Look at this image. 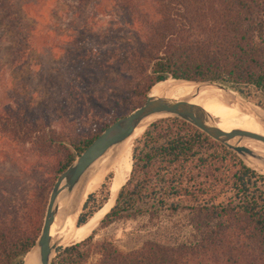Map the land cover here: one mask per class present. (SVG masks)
<instances>
[{
  "label": "trees",
  "instance_id": "trees-1",
  "mask_svg": "<svg viewBox=\"0 0 264 264\" xmlns=\"http://www.w3.org/2000/svg\"><path fill=\"white\" fill-rule=\"evenodd\" d=\"M65 1L85 7L94 0ZM107 1L134 44L76 56L79 73L68 82L73 103H61V122L21 105L0 108V137L26 148L51 182L169 79L217 83L264 110V0ZM2 22L20 40L15 63V53L27 55L30 38L9 13ZM100 82L97 96L85 95ZM107 101L116 105L110 109ZM111 178L87 197L77 226L107 202ZM45 193L46 186L25 194L0 218V264H24L40 233ZM121 221L138 222L124 249L112 238L95 241L93 230L58 247L51 264H264V175L191 124L159 119L136 139L130 174L100 229Z\"/></svg>",
  "mask_w": 264,
  "mask_h": 264
},
{
  "label": "rangeland",
  "instance_id": "rangeland-1",
  "mask_svg": "<svg viewBox=\"0 0 264 264\" xmlns=\"http://www.w3.org/2000/svg\"><path fill=\"white\" fill-rule=\"evenodd\" d=\"M5 13H9L20 31L30 38L27 55L18 58V54L15 53L17 57L15 63L12 49L18 45L20 40L15 39V31L10 23L2 22ZM18 18L21 19L20 22ZM123 43L133 45L134 39L123 23L120 11L107 0H94L85 7L65 0H0V108L6 106L17 108L21 105L26 107L34 117L40 116L52 122L53 125H58L61 122L59 113L61 103L65 105L73 103L68 96V82L79 73L77 68L72 66L78 62L76 56L80 53L98 55L103 50ZM18 49L21 47L18 46L15 51ZM104 85V82H100L92 85L93 87L85 88V95L88 93V96L90 94L97 96ZM155 87L151 89L152 94ZM242 99L261 111V108H257L251 101ZM106 105L112 109L116 104L107 101ZM142 133L133 141L131 154L136 139ZM241 160L259 174L264 175V169L252 165L254 160ZM36 161V157L31 155L26 148L18 147L10 140L0 137V218L10 215L13 205H16L25 194H33L46 186L45 196L47 197L43 207L42 227L51 189L56 180L51 182V175L45 167H35ZM95 172L96 168L93 172L94 176ZM110 173L112 172L103 173L102 179H98L90 193L83 195V199L77 206L75 204L73 208L71 207L76 196L74 193L62 199L64 201L59 209L66 208L69 211L68 209L71 208L69 215L76 211L78 217L86 198L100 190ZM116 195L111 194L109 185L107 202L92 216L99 214V217L93 221L83 236L75 233L80 227L75 224V231L64 233L63 239L54 237L58 246L65 247L80 242L95 230V241L103 237L112 238L116 245L124 249L128 243L127 234L133 231L138 222L121 221L100 229V221L113 206ZM63 212L67 215L65 210Z\"/></svg>",
  "mask_w": 264,
  "mask_h": 264
},
{
  "label": "water",
  "instance_id": "water-1",
  "mask_svg": "<svg viewBox=\"0 0 264 264\" xmlns=\"http://www.w3.org/2000/svg\"><path fill=\"white\" fill-rule=\"evenodd\" d=\"M185 82L214 86L227 92H233L217 83L194 81ZM153 115L162 116L158 119L169 117L181 119L205 133L214 141L221 143L241 159L248 161L256 160L264 166L263 156L242 145L247 142H259L264 145V136L241 130L225 133L213 124L212 118L208 113H206L200 107L192 105L188 100H173L165 97H151L149 94L144 104L105 128L91 142V144L57 177L51 189L40 233L35 241L34 246L30 250V252L33 249L36 250L35 260L37 264H51V261L55 256L56 249L59 247L54 241V237L51 236V227L59 213V203L62 201V199L76 193L72 204L76 202L79 204L81 199H78L80 198L82 189L91 174L92 166L109 150L117 148L119 145L129 139L140 123L147 117ZM83 205L81 207V211Z\"/></svg>",
  "mask_w": 264,
  "mask_h": 264
},
{
  "label": "bare ground",
  "instance_id": "bare-ground-1",
  "mask_svg": "<svg viewBox=\"0 0 264 264\" xmlns=\"http://www.w3.org/2000/svg\"><path fill=\"white\" fill-rule=\"evenodd\" d=\"M150 96L165 97L173 100H188L192 105L200 107L208 113L212 118L213 124L225 133L241 130L264 136V110L259 108L263 111V113H261V111L253 107L249 102L244 101L233 92H227L214 86H207L204 84L167 80L158 84L155 87L153 94L152 91H150ZM160 117L162 116L153 115L144 119L129 139L119 145L116 150H109L92 166L91 174L86 181V184L82 189V194L78 200H82L84 194L90 193L93 186H96L98 179L101 178V175L108 171H111L113 174L110 184V192L113 196L118 193V190L124 184L131 171V145L133 141L144 131L148 124ZM242 145L264 157V145L262 143L247 142ZM252 165L264 169V166L256 160L252 162ZM95 168L96 172L94 176L93 172ZM92 176H94L93 180ZM63 201L59 203V208H61V203ZM75 204L77 206L76 202L72 204L71 207L73 208V205L75 206ZM70 209L71 208L68 209L69 211H67L66 208L63 209L65 212L67 211V215L64 214L63 210L59 209V213L51 227V236L63 239L65 237L64 233L67 234L68 232L75 231V224H77L78 218L77 212L75 211L69 215ZM97 217H99V214L92 217V219L86 224L78 227V230L75 231V233L83 236ZM35 259L36 250L33 249L27 254L24 264H37Z\"/></svg>",
  "mask_w": 264,
  "mask_h": 264
}]
</instances>
